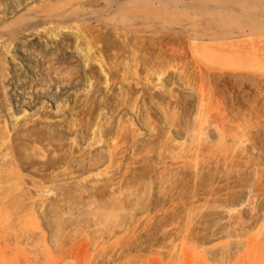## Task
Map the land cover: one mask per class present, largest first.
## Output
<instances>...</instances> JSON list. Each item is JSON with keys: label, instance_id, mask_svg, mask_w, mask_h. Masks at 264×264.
<instances>
[{"label": "rangeland", "instance_id": "374dc122", "mask_svg": "<svg viewBox=\"0 0 264 264\" xmlns=\"http://www.w3.org/2000/svg\"><path fill=\"white\" fill-rule=\"evenodd\" d=\"M0 264H264V0H0Z\"/></svg>", "mask_w": 264, "mask_h": 264}]
</instances>
